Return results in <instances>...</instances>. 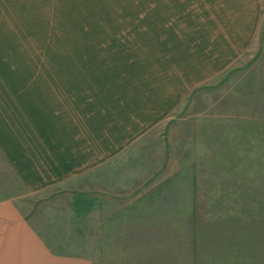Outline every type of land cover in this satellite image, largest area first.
I'll use <instances>...</instances> for the list:
<instances>
[{
    "label": "rangeland",
    "instance_id": "obj_1",
    "mask_svg": "<svg viewBox=\"0 0 264 264\" xmlns=\"http://www.w3.org/2000/svg\"><path fill=\"white\" fill-rule=\"evenodd\" d=\"M257 1L261 26L238 66L179 105L169 101L172 118L105 172L76 189L21 198L54 250L89 264H264V0ZM196 2L185 15L212 14ZM169 18L168 6L147 0H0V140L34 133L37 104L50 112L46 104L56 105L61 117L75 100L100 103L105 87L129 102L141 81L197 76L186 69L194 47L180 50L182 40L198 44L206 40L200 26L217 25L179 20L184 31L169 36ZM20 184L0 151V200Z\"/></svg>",
    "mask_w": 264,
    "mask_h": 264
},
{
    "label": "crops",
    "instance_id": "obj_2",
    "mask_svg": "<svg viewBox=\"0 0 264 264\" xmlns=\"http://www.w3.org/2000/svg\"><path fill=\"white\" fill-rule=\"evenodd\" d=\"M196 1L147 0V4L170 8L169 20L175 24L170 27L169 36H174V31H184L179 20L181 23L215 22L217 26L204 24L198 29L206 40L203 38L192 46L182 40L180 50L194 47V51H187L193 56L187 61L192 65L186 69H196L197 76L184 81H163L160 86L141 81L131 87L129 102L117 98L115 88L105 87L99 91L100 103H91L84 98L81 104L75 100L65 108L67 114L63 113L61 117H56V105L46 104L51 107L50 112L37 104L38 125L34 133L28 135L21 131L19 136L0 140V151L21 181L22 188L0 200V264H89L85 255L61 254L54 250L27 216L21 198L59 185L74 183L72 189H76L77 184L86 181L92 172H105L104 168L106 170L136 150L150 131L152 133L153 129L169 121L173 104V107L179 105L204 82L217 81L221 71L238 66L244 55L251 53L252 38L262 22L257 0H201V4L212 7V14L203 17L202 12H187L185 15L183 7L196 6ZM209 31H217L211 35L212 40ZM180 36L181 33L177 37ZM204 47L209 54L202 57ZM260 49L257 48L258 52ZM171 83H174L172 90L167 88ZM71 96L74 94L70 89ZM91 105L95 110L93 113ZM76 111L80 115L78 118Z\"/></svg>",
    "mask_w": 264,
    "mask_h": 264
}]
</instances>
